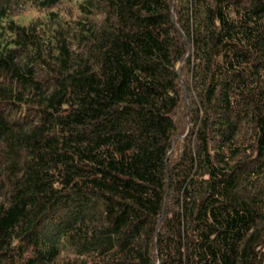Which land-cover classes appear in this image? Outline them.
Here are the masks:
<instances>
[{"label":"trees","instance_id":"obj_1","mask_svg":"<svg viewBox=\"0 0 264 264\" xmlns=\"http://www.w3.org/2000/svg\"><path fill=\"white\" fill-rule=\"evenodd\" d=\"M0 264H264V0H0Z\"/></svg>","mask_w":264,"mask_h":264}]
</instances>
